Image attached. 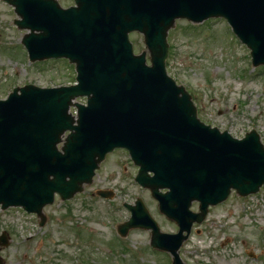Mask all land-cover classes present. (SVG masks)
Returning a JSON list of instances; mask_svg holds the SVG:
<instances>
[{
    "label": "water",
    "instance_id": "water-1",
    "mask_svg": "<svg viewBox=\"0 0 264 264\" xmlns=\"http://www.w3.org/2000/svg\"><path fill=\"white\" fill-rule=\"evenodd\" d=\"M7 1L21 18L17 26L29 29L22 43L32 59L68 57L78 83L27 84L0 101L2 207L21 205L39 215L54 193L67 199L81 191L105 154L124 147L139 166L135 180L150 188L179 230L161 233L138 199L128 205L132 216L120 232L151 228L152 245L168 251L172 264H183L178 248L208 205L224 200L231 189L247 195L264 183V148L254 130L238 140L199 121L190 95L165 73L166 32L177 17H226L251 49L253 64H261L264 0H75L66 9L56 0ZM133 30L144 35L151 66L145 52L133 55ZM83 95L87 105L74 104V119L71 100ZM194 200L196 213L189 210ZM7 244L1 235L0 246Z\"/></svg>",
    "mask_w": 264,
    "mask_h": 264
},
{
    "label": "rangeland",
    "instance_id": "rangeland-1",
    "mask_svg": "<svg viewBox=\"0 0 264 264\" xmlns=\"http://www.w3.org/2000/svg\"><path fill=\"white\" fill-rule=\"evenodd\" d=\"M15 19L19 16L13 8L0 0V98L26 83L45 87L74 82V65L65 59L25 60L21 39L28 30L19 29ZM130 41L136 54L146 50L141 34L131 33ZM167 41V74L191 95L198 118L237 138L254 129L264 146V66H251L248 48L225 22L177 19ZM76 100L84 102L83 97ZM136 171L126 152L113 151L81 192L67 200L55 196L42 209V226L35 214L21 208L0 209V233L6 231L8 237V246L0 251L4 264H170L168 253L150 248L149 230L129 229L123 243L112 235L113 225L130 215L123 204L136 198L143 200L161 232H177L149 190L134 181ZM97 190L110 191L112 197L103 199ZM257 204L264 206V185L245 197L232 192L210 207L179 248L184 264H264V210L254 213ZM191 210L197 211V203Z\"/></svg>",
    "mask_w": 264,
    "mask_h": 264
}]
</instances>
